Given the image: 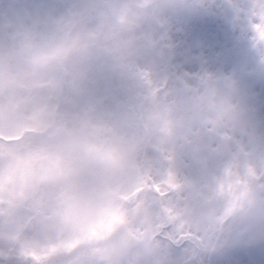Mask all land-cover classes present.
Masks as SVG:
<instances>
[{
  "label": "rangeland",
  "instance_id": "1",
  "mask_svg": "<svg viewBox=\"0 0 264 264\" xmlns=\"http://www.w3.org/2000/svg\"><path fill=\"white\" fill-rule=\"evenodd\" d=\"M49 1L22 0L21 4L27 15L30 18L41 21L40 26H33L32 23H25L26 19L24 15L14 7V4H10L11 2H7V0H0V8L6 14L9 32L19 36L24 27L27 29L34 28L37 34L36 41L42 45L41 58L49 56L55 57L57 58L58 65H60L59 69H57L58 74L54 75H51L45 69L35 70L19 54L21 52L19 46L21 41L15 43L14 46L10 41H7L6 47L2 46L1 38H4L2 31L4 26L2 25L3 21L0 16V53L3 57L0 65V200L4 199L7 204L5 210L6 216L4 220L0 218V264L4 263V259L6 263L4 254L9 255V248L12 249V247L14 248L12 250L13 257L18 261L20 259V252L33 253L39 257L49 252L53 254V258L58 257L56 261L59 264H65L61 259L71 262L70 264H89L86 259H75L77 258V244L71 250H68L66 254L63 250L66 242L72 241L73 239L74 242L75 237L80 235L87 220L90 219L95 211L96 206L87 196L83 197L81 204L75 206L76 217L72 220V223H68L67 235L59 243L50 247L45 245L41 246L40 244L34 246L33 243L27 242L20 234L19 236L22 239H17L14 242L15 237H18L16 234L19 232L18 228L22 222L18 225L20 216L15 210L17 203L14 204L13 200L9 197L19 192L20 200L24 201L20 203L21 205L27 204L30 206L34 204L33 201H30L31 192H26L28 195H24L26 193H23L19 189V185L25 186L26 182L22 178L24 174L29 173L33 160L45 157L56 162L64 172L67 185L77 190L85 187L83 174L87 175L85 171L88 170L83 162V149L77 145L70 144L68 139L65 138L62 140L57 138L54 142L29 139L27 142H23V148H20V146L17 147L15 140L18 141L22 136H25L26 131L34 130L40 126H42L41 130H43L46 126L56 125L57 121H61L63 124H58L59 126L56 125V127L63 128L65 126L68 130V135L69 131L71 133L73 132L72 127L74 123H69L71 116H73L76 118L73 120L74 122L81 124L82 128L83 126L86 127L84 134L88 138L89 144L87 143V149L91 146L100 148L102 155L107 161H110L112 164V161L117 162V169L118 167L127 169L134 163L130 156V142L127 140L129 138L119 137L117 133V128L127 118L124 102L125 97L120 95L119 101L121 105L115 106L114 100L113 104L109 101H99V108H97L98 103L96 104L94 99L95 89L93 87V80L95 78H101L105 83L104 85L113 90V94H116L120 79L118 76L111 75L107 69L108 62L104 61L102 54L99 52L100 50H109V48L102 46L100 40L96 43L92 39L98 34V28L101 24H107L111 27L112 25L116 26L119 20H124V26H128L130 23L136 24L135 29L141 37L138 43L145 46V42L152 41L153 38L148 29L150 24L135 19L139 15L131 7L130 0H55L59 2L54 7L49 5ZM87 1V5L91 6L89 11L84 10V3H87ZM147 1H152V5L148 10L151 14L152 12L154 13V15H150L154 16L156 22L158 21L161 26V31L164 34L168 30V26H170L169 30L174 34L175 27L178 23H182L183 26L181 28H184L185 18L187 12L190 11L191 5H188L183 0H136V5L138 8L145 7L147 6ZM227 1L234 8L235 16L241 19V24L246 23V25H249L247 21L248 16H245V10L236 8L232 0ZM60 2L69 11L74 22H77L79 16L84 14V20L86 21L88 19V28L85 31V35L89 33V38L85 40V35L79 32L80 29L78 27L80 25H78L77 31L72 36V41L78 42V45L73 48V54L71 55H66L60 48L61 44H58L56 47L53 45V41L51 40L53 36L52 31H44L45 27L50 26V23L47 21V16L50 11H54L52 25H59L61 29H65V27L68 29L65 13L60 6ZM81 3H83V7ZM127 11H132L133 13L128 14ZM16 15L21 16V19L15 21ZM228 15L224 14L223 16V24L227 31L230 29L229 23L233 20V14ZM142 17L148 18L149 13L142 15ZM237 32H235V36L238 38ZM30 36L34 39L32 35ZM242 36L244 39L242 48L246 49L250 47L251 50L255 51L252 36L249 35L246 38L243 33ZM113 44L119 45L124 51L134 43L132 36L118 34L117 30H115ZM35 45L33 44V46ZM53 46L56 50H54L55 48ZM13 49L18 50L15 53L16 55ZM239 54L241 56L244 55V53ZM76 61L79 62L82 75L80 78H71V68L75 66ZM259 62L264 65V57L260 58ZM62 65L63 67H61ZM240 66L241 64L238 65V67ZM182 68L186 72H198L201 75L210 73V70L214 77L221 75L220 72H215L206 67L202 68L203 70H199L197 66H192L186 62ZM223 77L227 78L229 84H226L216 94L215 112L219 111V115H221L225 108H230L238 97L243 96L242 99L244 102L250 98L248 94V78L247 75L243 74L242 70H238L239 79L234 77V79L230 80L228 71L223 72ZM61 80L64 81L66 86H68L67 84L70 81H72L76 88H83L86 85L88 90L86 89L81 95L73 96L70 108L68 106L59 108L56 113L54 100L60 97V95H69L67 89L61 91ZM257 80L258 88L261 86L262 77L260 75L257 76ZM21 88H24L26 93H32L33 97L26 94L23 95ZM46 90L51 94L49 95ZM24 99L29 100V105L25 113L20 108V102ZM212 99L214 98L212 97ZM262 101H264V94ZM208 103L209 99L203 96V109H205V104ZM250 108L253 109L252 106ZM94 109L96 111L98 109L97 113L99 114L97 118L104 125L101 133H98L101 137H97L98 134L95 127L96 119L93 115ZM107 112L113 115L111 120L104 117V114ZM234 113L235 115L233 117H237L240 120L239 123H241V126L239 128L246 129L251 115L249 113L244 114L242 108H238ZM260 113L264 117V109L261 112L257 110V115ZM178 117L177 115L174 116L169 120V123L177 122ZM144 118L149 122L150 113H146ZM226 120H230V117L227 116ZM219 125L217 118L213 117L210 119L211 127L220 128ZM189 126L192 125L189 124ZM263 128L264 123H257V136L253 134L251 146L243 144L247 151H249V156L251 157L248 164H245L242 158L238 160L221 159L223 152L214 156L213 152L208 149L211 137L204 136V133H199L197 138H189V143L190 145L192 144L201 148V150H205L206 154L209 155L208 159H204L202 155H199L193 161L187 157L188 151L185 149L187 147L179 138L174 137L176 141H169L171 144L165 146L166 161L156 159L157 167H162L161 169L163 171L159 172L157 178L153 176L155 179L152 183L158 192L165 195L163 204L166 206L165 211H168V216L165 218V221L169 223L170 228L168 229L167 226V229L163 230L158 226L152 225L151 216L154 214V209L149 208L145 212L140 211L139 207L141 206L142 208L144 206L142 205L143 202H141V199L138 200V203H141H137L132 210H130V207L124 208L118 203L112 215L121 218L127 226V229L140 242L139 249L131 253L120 264H172L174 261H176V264H181L182 254L187 259L191 257L193 259V261L190 260L192 264H235V259L239 253L246 250L264 249V191L261 189V186H264ZM193 130L197 134L196 129L193 128ZM239 131L240 129L237 130V134ZM28 137L26 135V139ZM169 145H171L170 148H168ZM229 148L236 151L235 147L231 144H229ZM246 165H249L248 168H252V176L255 177V182L251 184L258 185L255 186L257 195L255 190L252 192L245 190V193L241 197L240 189L237 190V193L233 189H230L229 171L231 169L234 172L233 180H231L233 183L234 180L241 179L240 172ZM166 171L172 177L171 175L170 177L167 176L165 174ZM103 173V170L99 171L101 176L104 175ZM223 177L225 183H223ZM120 181H116L117 185L114 186V188L116 187L118 197L128 198L138 188V183L135 180L129 181L125 179ZM6 186L8 196L4 195ZM174 187L177 189L175 190ZM169 190H175V194L167 195ZM166 192L167 194H165ZM230 195L236 196L234 201H236L235 205L239 210L234 217L228 218L227 206L230 205L226 203L225 197H230ZM69 197L70 199L75 198L76 201H80V198H76L75 196ZM150 199L153 201L152 198ZM20 219L23 220V218ZM164 238L170 239L177 246H183V251H179L180 253L177 252L178 254H163L161 249L157 251V245H159L157 243L160 242L162 244L163 242L165 244ZM151 240L155 242V244H152V248L155 247V249L149 252L148 249H150ZM196 249L199 250L197 258H195Z\"/></svg>",
  "mask_w": 264,
  "mask_h": 264
},
{
  "label": "trees",
  "instance_id": "2",
  "mask_svg": "<svg viewBox=\"0 0 264 264\" xmlns=\"http://www.w3.org/2000/svg\"><path fill=\"white\" fill-rule=\"evenodd\" d=\"M7 2L14 4V7L19 12H22L26 19L25 23H32L33 26L41 25L40 20L30 18L27 15L21 4L22 0H7ZM57 2L59 1L50 0L49 5L54 7ZM232 2L235 4L236 8L245 10V16H248L247 21L249 25H246V23L242 25L241 19L236 17L233 11V20L229 23L230 29L227 31L223 24V16L224 14H228L223 9L221 0H201L198 8L191 4L190 11L187 12L185 18L184 28H181L183 26L182 23L177 22L178 24L175 27L176 30L174 34L169 30L170 26L167 27L168 30L164 34L161 31V26L158 21L156 22L154 16H151L152 14L154 15V13L152 12L151 14L148 10L152 5V1H147V6L138 8L136 0H130L131 7L135 9V13L139 15L135 19L150 24L148 29L153 37L152 41H146L145 46L138 43L141 37L135 29L136 24L130 23L128 26H124V20H119L116 26L112 25L110 27L107 24H101L99 26L98 34L95 35L96 37L92 40L96 43L100 40L102 46L109 48V50H100L99 52L102 54L104 61L108 62V71L111 75L118 76L120 81L117 93L113 94V90L105 86L101 78H95L93 80V87L95 89L94 99L96 104L98 103L97 108H99V101H109L113 104L114 100L116 106L121 105L119 101L120 95L125 97L124 102L126 105L125 111L127 118L123 124L119 125L117 128V133L119 137L129 138L127 140L130 142V156L134 161L132 166L127 169L118 167V182L125 179L129 181L135 180L139 181L143 187H150L153 189L154 186L149 184L150 180L154 177L157 178L159 172L163 171L161 169L162 167H157L156 159L166 161L165 146L171 144L169 141H176L174 137L179 138L180 141L185 144L187 147L185 149L188 151L187 157L189 159L194 161V158L197 159L199 155H202L204 159H208L209 155L206 154L205 150H201V148L192 144L190 145L189 143V138H197L199 133H204V136L211 137L208 149L213 152L214 156L223 152L221 159L238 160L242 158L245 164H248L251 157L249 156V151H247L243 144L251 146L253 134L257 136V123H264L262 114L260 113L257 115V110L261 112V110L264 109V101H262V96L264 94V65L259 62L260 58L264 57V0H232ZM87 4L88 1L84 3L85 11H89L91 8V6ZM60 6L65 13L68 29L66 27L65 29H61L59 25L53 26L51 22L54 11H50L47 16V21L50 23V26L45 27L44 31H52L53 36L51 40L53 41V45L56 47L58 44H61L60 48L66 51L67 55H71L73 54V48L78 45V42L72 41L73 33L79 28V32L85 35V31L88 28V19L86 21L84 20V14L79 16L77 22H74L69 11L64 7V4L61 3ZM81 6L83 7V3H81ZM127 12L128 14L133 13L132 11ZM146 13H149V17H142V15ZM5 15L3 9L0 8V16L4 18V28L2 30L4 38H1L2 46L6 47L7 41H10L12 45L21 41L19 44L21 52L19 54L27 64L34 69H49L47 71L51 75L58 74L57 69H59L60 65H58L57 58L52 56L41 58L42 45L40 42L36 41L37 34L34 28L31 27V29H27L24 27L21 34L17 36L9 32ZM16 16L15 21L21 19V16ZM83 23L84 25H82ZM78 25H80V27L77 28ZM115 30H117L118 34L132 36L134 44L124 51L119 45H114L113 34ZM237 30H241V33H243L246 38L249 35L252 36L255 51L251 50L250 47L246 49L241 47L237 36H235ZM208 32L218 35L223 41L224 47L222 49V55L218 60L201 61L196 66L199 70H203L202 68L206 67L215 72H220L221 75L217 77L211 74V70L210 73L201 75V73L198 72H186V70L182 68L185 63L181 55V44L184 37L186 35L202 36ZM30 35H32L34 39H32ZM88 35L90 34L88 33L84 36L85 40L89 38ZM33 44L36 45L33 46ZM54 50H56V48ZM13 52L15 54L18 50L13 49ZM239 53H244V55L241 56ZM2 58L0 53V65ZM239 64H241L240 67H238ZM238 70H242L243 74L247 75L250 100L247 99L246 102H244L242 99L243 96H240L230 108H225L222 113L220 112L221 115H219V111L215 112L216 94L226 84H229L227 78L223 77V72L228 71L230 80H232L234 77L238 78ZM81 71L79 62L76 61L75 66L71 68V78H80L82 75ZM259 75L262 77V80L261 86L257 88V76ZM61 83V91L67 89L69 95H60L61 97L57 100V106H59V108L67 106L70 108L73 96L81 95L86 89L88 90L86 85L83 87L84 89L80 87L76 88L72 81L67 84L68 86H66L64 82ZM23 94L32 96V93H26L25 91H23ZM203 96L209 99V103L205 104V109H203L204 106L202 104ZM212 97L214 99H212ZM251 106L253 109L250 108ZM129 108L133 109L135 115H129L127 112ZM238 108H242L244 114L249 113L251 115L246 129L239 128L241 126V123H239L240 120L237 119V117H233V115H235L234 112H236ZM93 112L96 119L95 127L98 134L103 130L101 126L102 123L97 118L99 114L97 113L98 109L97 111L94 109ZM66 113L68 114V112ZM146 113H150V124L144 118ZM176 115L179 116L177 122L169 123V120ZM227 116L230 117L228 121L226 120ZM213 117L217 118L219 121L220 128H213L210 126V119ZM74 119L76 118H71L69 123H74ZM57 124L62 125L63 123L58 121ZM189 124L192 126H189ZM41 127L42 126L36 127L31 131H26L25 136H22V138L18 140L16 144L17 147L20 146V148H23V142H27L29 139L48 141V137L52 134L53 139L58 134V136L60 135V139H68V142L72 145H78L83 150L87 148L88 138L84 134L86 127L83 126L82 128L81 124L77 122H75L72 127L73 132L71 133V131H69V136L67 135L68 130L66 128L64 131L57 132L55 128L51 126H46L43 130H41ZM193 128L196 129L197 134L194 133ZM238 129H240V131L237 134ZM262 130L264 131V128ZM26 135L29 136L27 139ZM97 137H101V135L98 134ZM229 144L233 145L236 151L230 149ZM170 147L171 145L168 146V148ZM182 159H184V157H182ZM248 167L249 165H246L245 168L241 170V179H236L233 183L231 180H233L234 172H232L233 170L231 169L229 171L232 186V188L230 186V189H233L236 193L237 190L240 189L241 197L243 193H245V190H249L248 192L255 190L257 195L255 186L258 185L251 184L255 182V177L252 176V168ZM165 174L169 177L171 175L167 171ZM245 174H247V176H245ZM146 181L149 183H145ZM235 182L237 183L235 184ZM223 183H225L224 177ZM220 188L222 189V187ZM174 189L176 190L177 188L174 187ZM261 189L264 191V186H261ZM175 190H173L172 193L175 194ZM225 198L226 203L230 205L227 206V217H234L239 210L235 205L236 201H234L236 196L230 195V197ZM254 198L256 199V197ZM162 215L167 217L168 211H165Z\"/></svg>",
  "mask_w": 264,
  "mask_h": 264
},
{
  "label": "flooded vegetation",
  "instance_id": "3",
  "mask_svg": "<svg viewBox=\"0 0 264 264\" xmlns=\"http://www.w3.org/2000/svg\"><path fill=\"white\" fill-rule=\"evenodd\" d=\"M35 160H33V163L31 164L29 173H26V175L24 174V177L22 178L26 182H24L25 186L23 187V185H19V189H21L23 193L31 192L30 201H33L34 204L30 206L27 204L21 205L20 203L24 201L20 200L19 192L9 197L13 200L14 204L17 203V207H15L16 213H18L20 218H23V220L20 218L18 219V225L21 224V222L22 224L18 228L19 232L16 234L18 237H15L14 242L17 239H22L19 236L20 234L25 240H27V242L33 243L34 246L40 244L41 246L45 245L50 247L59 243L61 240L65 239L67 235L68 223H72V220L76 217L75 206L81 204L83 197L87 196V198L92 200L96 206L95 211L90 219L87 220L80 235L75 237V241L73 242V239L72 241L66 242L65 248L63 249L64 253L66 254L68 250H71L77 244L76 246H78V250L76 251V260L86 259L89 264H118L115 255H111L106 262H98L93 257V252L100 248L101 241L109 234L112 221L118 218L117 216L112 215L118 201L116 187L114 188V186L117 185L115 178L116 162L112 161L113 164L110 162V167L104 166L95 171H85L87 174H83L85 187L77 190L67 185L64 172L60 169L59 165L52 160L51 162L59 167L61 171V187L60 189H52L39 186L32 176ZM107 168H110L111 171L110 178V175L108 176L106 171ZM100 170H103L104 175L101 176L99 174ZM6 188L7 186L4 189V195L8 196V190ZM24 195L28 194L26 193ZM69 196L80 198V201H76L75 198L70 199ZM6 207V201L1 199V220H4V217L6 216ZM27 224L29 225V230L25 228ZM12 250H14L13 247L12 249L9 248V255L4 254L6 263L4 259V263L2 264H59L56 261L58 257L53 258V254L49 252L44 253L40 257L33 253L20 252V259L18 261L14 259ZM61 261L65 264L71 263L62 259Z\"/></svg>",
  "mask_w": 264,
  "mask_h": 264
},
{
  "label": "water",
  "instance_id": "4",
  "mask_svg": "<svg viewBox=\"0 0 264 264\" xmlns=\"http://www.w3.org/2000/svg\"><path fill=\"white\" fill-rule=\"evenodd\" d=\"M186 1L195 2L196 6H199V0ZM222 4L229 13H232V6L227 0H224ZM239 39L241 45H243L244 40L240 32ZM28 105V100L21 102L20 106L23 113L26 112ZM106 117L111 120L113 115L106 114ZM86 160L87 164L93 168L102 166L106 161L105 158L102 157L101 150L96 147H92L87 150ZM32 176L37 183L44 188L60 189L61 187L62 175L58 167H56L53 162L47 160V158H41L35 162ZM123 204L129 205L127 201H123ZM26 229L29 230L28 225L26 226ZM109 233V236L101 241V246L97 251H95L94 258L98 262H106L109 260L111 255H115L117 263L120 264V262L136 248L137 241L129 232L125 230L121 220H115L111 223Z\"/></svg>",
  "mask_w": 264,
  "mask_h": 264
},
{
  "label": "snow or ice",
  "instance_id": "5",
  "mask_svg": "<svg viewBox=\"0 0 264 264\" xmlns=\"http://www.w3.org/2000/svg\"><path fill=\"white\" fill-rule=\"evenodd\" d=\"M224 43L221 38L208 32L202 36L186 35L181 44V55L187 64L198 65L201 61L219 59ZM235 264H264V249L246 250L238 254Z\"/></svg>",
  "mask_w": 264,
  "mask_h": 264
}]
</instances>
